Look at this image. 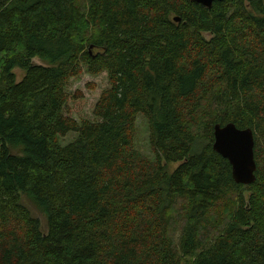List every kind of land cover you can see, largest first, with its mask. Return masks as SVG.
I'll list each match as a JSON object with an SVG mask.
<instances>
[{
  "label": "trees",
  "instance_id": "16d2710c",
  "mask_svg": "<svg viewBox=\"0 0 264 264\" xmlns=\"http://www.w3.org/2000/svg\"><path fill=\"white\" fill-rule=\"evenodd\" d=\"M84 71L111 87L78 123ZM230 123L251 186L213 149ZM0 264H264V0H0Z\"/></svg>",
  "mask_w": 264,
  "mask_h": 264
},
{
  "label": "rangeland",
  "instance_id": "374dc122",
  "mask_svg": "<svg viewBox=\"0 0 264 264\" xmlns=\"http://www.w3.org/2000/svg\"><path fill=\"white\" fill-rule=\"evenodd\" d=\"M33 63L35 65L47 66V64L41 62L39 59H35ZM14 72L17 75L18 81H22L24 72L20 69H16ZM110 87L111 85L107 73L93 76L84 71L81 76L72 79L67 88V93L73 96V100H71L68 105L72 118L78 123L83 121H97L94 116L95 106L100 100L103 92L110 89ZM76 138L77 134H70L61 141L63 145H68L75 141ZM136 147L145 157L154 160V153L150 146V128L148 121L143 116H139L137 120ZM177 168L178 165H172L170 166V171L173 172ZM249 194V192H246L245 196L247 199ZM27 205L29 204L27 203ZM30 209L36 217L40 218L45 226V218L31 206Z\"/></svg>",
  "mask_w": 264,
  "mask_h": 264
},
{
  "label": "water",
  "instance_id": "95a60500",
  "mask_svg": "<svg viewBox=\"0 0 264 264\" xmlns=\"http://www.w3.org/2000/svg\"><path fill=\"white\" fill-rule=\"evenodd\" d=\"M197 4L212 9L215 2L225 0H194ZM180 23L179 17L174 19ZM255 135L252 129H239L235 124L216 125L214 128V151L226 159L232 167L233 179L238 185L251 186L257 181L255 159Z\"/></svg>",
  "mask_w": 264,
  "mask_h": 264
}]
</instances>
